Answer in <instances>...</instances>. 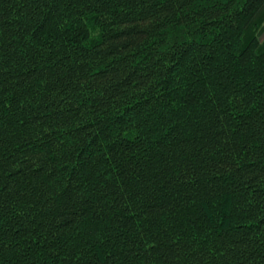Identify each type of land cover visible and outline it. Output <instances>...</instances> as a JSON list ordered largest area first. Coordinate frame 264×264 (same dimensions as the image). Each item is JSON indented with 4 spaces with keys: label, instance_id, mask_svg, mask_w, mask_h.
<instances>
[{
    "label": "trees",
    "instance_id": "obj_1",
    "mask_svg": "<svg viewBox=\"0 0 264 264\" xmlns=\"http://www.w3.org/2000/svg\"><path fill=\"white\" fill-rule=\"evenodd\" d=\"M264 0H0V264H264Z\"/></svg>",
    "mask_w": 264,
    "mask_h": 264
},
{
    "label": "rangeland",
    "instance_id": "obj_2",
    "mask_svg": "<svg viewBox=\"0 0 264 264\" xmlns=\"http://www.w3.org/2000/svg\"><path fill=\"white\" fill-rule=\"evenodd\" d=\"M260 42L263 44L264 43V33L259 37Z\"/></svg>",
    "mask_w": 264,
    "mask_h": 264
}]
</instances>
